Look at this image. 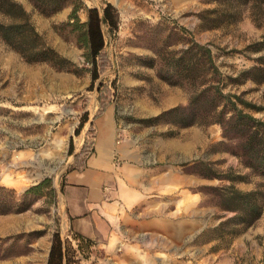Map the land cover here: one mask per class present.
I'll return each mask as SVG.
<instances>
[{
  "label": "rangeland",
  "instance_id": "obj_1",
  "mask_svg": "<svg viewBox=\"0 0 264 264\" xmlns=\"http://www.w3.org/2000/svg\"><path fill=\"white\" fill-rule=\"evenodd\" d=\"M18 1L46 41L76 66H71V71L47 62H28L0 35V183L22 193L45 180L40 193L31 195L33 204L27 211L0 214V264H46L53 233L58 230L63 238L70 236L62 221V185L65 173L81 166L84 157L74 163L68 161V143L59 138L62 127L67 128L63 135L68 138L97 102L98 112L113 102L123 138L125 127L138 132L147 126L141 118L187 104L192 89L198 90L204 83V58L199 48H195V66H187L192 41L212 48L224 91L240 94L262 107L245 109L264 119V82L232 78L264 55V12L259 8L264 0L255 1V7L245 0H111L121 11L119 30L112 34L104 28L102 71L93 85L83 51L63 25L68 16L59 20L71 7L45 16L29 0ZM82 1L101 8L106 0ZM213 8L222 14L234 10L237 14L234 19L224 16L215 27H204L208 23L201 21L200 13ZM79 13L86 18L85 10ZM0 21L9 19L0 12ZM155 134L158 138L170 134L176 150L187 152L178 162L194 161L186 167L190 186L183 193L176 192L169 207H174L180 217L189 215L192 226L201 227V231L192 234L188 246L176 241L175 246L141 247L126 255L120 247L99 258L90 253L93 259H83L82 264H264V212L238 236L233 237L227 229L221 239L212 227L234 212L218 206L211 187L228 184L229 180L207 178L203 184L202 176H194L198 170L250 173L227 149L229 146L221 143V126L201 123L180 128L160 123L157 129L153 125ZM147 137L144 135L142 141ZM194 148L197 154L200 149V158L190 154ZM251 178L252 182L236 185L251 189L259 179ZM15 182L21 184L15 186ZM128 255L137 260H127Z\"/></svg>",
  "mask_w": 264,
  "mask_h": 264
},
{
  "label": "trees",
  "instance_id": "obj_2",
  "mask_svg": "<svg viewBox=\"0 0 264 264\" xmlns=\"http://www.w3.org/2000/svg\"><path fill=\"white\" fill-rule=\"evenodd\" d=\"M29 1L45 16H52L65 7H71L63 25L73 35L75 44L82 49L84 62L88 65L86 70L91 75L93 85L102 71L103 62L101 63L100 56L106 45L104 27H107L112 34H116L119 30L120 12L118 8L108 0L104 1L101 8L86 6L82 0ZM206 1L217 2L219 0ZM255 1L257 0H245V2H252L254 7L257 5ZM259 8L264 12V6H259ZM81 10L86 11L85 19L80 16ZM0 12L9 19L8 22L0 21V35L26 61L47 62L58 67L59 70L74 71L71 66H76V63L64 57L46 41L22 2L0 0ZM211 14L213 17L209 18L208 15ZM236 14V10L222 14L219 9L213 8L203 10L200 13V19L208 23L204 27L210 28L217 26L221 20L223 21L224 16L227 19H234ZM180 28L186 30L184 26ZM195 48L201 50L204 58L202 88L192 89L187 104H179L154 116L141 118L140 122L147 126L166 123L180 128L201 123H217L221 126L223 136L221 143L229 146L227 149L238 157L250 173L232 170L221 173L198 170L197 174L206 178L229 180L228 184L212 186L211 189L216 191L218 206L234 214L221 220L212 229L220 233L221 239L225 238L227 229H230L232 236L236 237L242 230L253 225L264 212V119L245 109L260 110L262 107L245 100L240 94L224 91V83L220 78L221 71L215 63L212 48L208 44L192 41V45L187 50L191 53L187 61L188 69H193L195 66ZM240 77L245 80L264 82V55H260L253 65L244 68L232 78L240 80ZM104 109L105 106H102L100 112ZM87 119L88 114L86 113L75 128V135L80 134ZM73 152L74 144L71 138L68 153L72 155ZM251 175L259 178L254 181L251 189H242L236 185V182H252ZM44 184L45 180L19 193L15 188L0 183V214L27 211L33 204L31 195L39 194ZM204 232L205 230L201 233ZM92 245L93 241L90 238L78 232L73 231L70 236L63 238L57 230L52 235L46 264H82L83 259L89 258Z\"/></svg>",
  "mask_w": 264,
  "mask_h": 264
},
{
  "label": "crops",
  "instance_id": "obj_3",
  "mask_svg": "<svg viewBox=\"0 0 264 264\" xmlns=\"http://www.w3.org/2000/svg\"><path fill=\"white\" fill-rule=\"evenodd\" d=\"M110 2L121 17L119 5ZM67 16L68 10L59 20ZM98 109L97 102L87 113L80 134L70 131L65 138L67 128L61 129L59 138L68 143V149L73 138L74 152L68 161L74 163L84 157L81 166L65 173L61 191L65 228L70 234L74 231L90 238L91 254L98 258L104 252L115 253L120 247L126 255L141 247L175 246L176 241L188 246L192 234L199 233L201 227H193L189 215L180 217L169 203L176 192L183 193L190 186L186 167L194 161L178 162L187 152L176 150L175 141L168 134L161 138L152 135L153 125L138 132L125 127L121 138L115 104L107 103L101 112ZM144 135L148 136L146 142L142 141ZM165 143L166 148L162 149ZM198 152L194 148L190 154L200 158V149ZM194 176L201 179L200 175ZM202 182L206 184L207 178L202 177ZM20 184L15 182V186ZM91 256L88 261L93 259ZM130 258L137 260L132 256L127 260Z\"/></svg>",
  "mask_w": 264,
  "mask_h": 264
}]
</instances>
